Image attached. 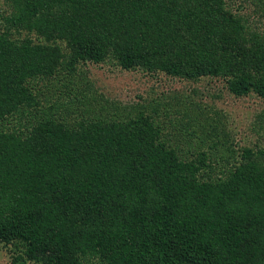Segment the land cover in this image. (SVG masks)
<instances>
[{"label":"trees","instance_id":"obj_1","mask_svg":"<svg viewBox=\"0 0 264 264\" xmlns=\"http://www.w3.org/2000/svg\"><path fill=\"white\" fill-rule=\"evenodd\" d=\"M10 1L0 32V246L11 264H264V147H238L212 121L201 141L188 114L183 133L207 148L182 150L162 104H115L110 114L92 82L76 83L70 118L55 104L31 115L40 82L108 58L148 74L221 78L236 97L264 99V38L246 15L226 0ZM22 31L38 39L11 40Z\"/></svg>","mask_w":264,"mask_h":264},{"label":"rangeland","instance_id":"obj_2","mask_svg":"<svg viewBox=\"0 0 264 264\" xmlns=\"http://www.w3.org/2000/svg\"><path fill=\"white\" fill-rule=\"evenodd\" d=\"M260 1L226 0V6L235 14L246 15L248 19L246 23L264 38V11L261 9ZM11 9L10 0H0V32L6 30L4 18L11 13ZM10 35L12 41H22L26 37H33L35 41L38 39L33 31L13 32ZM56 43L61 45L64 51L69 52L66 42ZM77 69L74 76L63 72L64 78L61 77L58 81L53 79V82L39 83L36 87L38 104L36 108L31 109L32 116L38 108L40 114L47 109L51 114L55 113V104L58 111L70 118L76 114V110L79 111V105L70 106L68 102L66 103V101L74 100V90L78 93L76 83L85 85L86 82H92L94 90L99 94L103 93L108 100L107 102L101 100L102 103L105 105L112 103L109 106L110 114L113 113L115 104L120 107L135 105L138 107L139 105L141 109L162 104L158 106L160 114L171 111L172 120L175 122L173 125L168 124L166 131L171 133L170 131L173 130L171 134H179L178 145L182 147V150L189 147L196 150L194 147L197 145L207 148V143H201L202 139L206 140L205 127L203 128L202 123L208 127L210 121L218 124L220 130L224 131L227 138L238 147H264V133H261L259 126L262 121L260 116L264 115V99L255 93L236 97L229 92L221 78L204 77L195 81L169 76L165 73L148 74L142 69L126 70L113 58H108L99 64L83 65L81 62ZM77 87L80 88V86ZM49 100L53 104L52 110ZM168 102L172 104L169 105ZM99 106L100 104L93 103L92 100L88 105L93 111L97 110V113ZM188 114L195 118L191 126L201 141L197 136L183 133L182 118H188ZM170 126L177 129H172ZM218 135L221 136L220 132ZM191 137L195 138L191 140L189 139ZM214 137L216 138V135ZM12 260L10 248L0 246V264H11Z\"/></svg>","mask_w":264,"mask_h":264}]
</instances>
